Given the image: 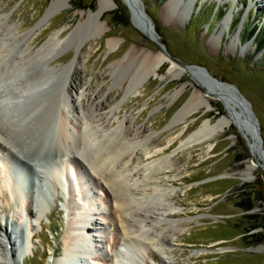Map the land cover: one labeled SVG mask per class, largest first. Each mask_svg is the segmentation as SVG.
<instances>
[{"label":"rangeland","instance_id":"374dc122","mask_svg":"<svg viewBox=\"0 0 264 264\" xmlns=\"http://www.w3.org/2000/svg\"><path fill=\"white\" fill-rule=\"evenodd\" d=\"M50 1L0 0V45L9 50L0 69L5 63L7 68L14 65L13 57L18 56V48L25 42L34 54L60 32L57 36L67 44L56 57H51L55 51L47 60L32 59L18 68L16 78L11 80L13 85L0 89V97L8 94L10 99L16 96L12 91L15 87L26 89L21 101L0 106V122L10 130L7 137L19 160L16 164L28 174L26 192L30 197L34 193L30 207L33 214L29 218L24 205H15L0 176V226L11 241H17L20 250L11 259L16 246L4 247L7 238L0 234L4 264H55L65 245L72 243L66 234L67 224L74 216L68 210L67 191L52 187L48 177L50 167L62 153L55 132L57 95L62 90L70 100V120L88 121L86 133L90 138L121 132V142L126 145L122 152L127 151L134 158L137 151L141 153V145L133 153L131 144L126 143L136 132L140 139L147 138L152 146L163 149L156 156L171 155L174 161L172 169L160 177L167 181L169 190H174L172 203L180 211L169 214V218L187 220L185 227L175 232L174 241L165 236L170 241L164 243V253L147 251L137 259L138 264H264V169L260 166L264 165V48L256 50L264 34V0H140L143 12L154 19L149 17L155 23L158 42L167 45L168 49L162 44L178 63L165 58L156 75L147 78L140 77L138 62L144 54L156 56L162 51L131 22L126 0H104L112 8L97 20L104 32L96 37L90 34L96 21L87 15L98 9V0H70L67 8L44 17ZM215 4L216 13L210 18ZM225 6L228 9L219 15ZM81 20L86 21L77 27ZM256 25L261 32L246 40L248 31ZM27 32L31 39L25 38L17 46L20 36ZM108 40H113V48L108 47ZM71 61L73 68L66 77L62 68ZM180 64L188 65L197 79H213L235 87L234 94L247 102L256 120L254 139L242 126L229 125L231 119L225 118L228 113L223 102L211 94L204 96L205 88L197 86ZM42 82L44 86L38 88ZM193 94L195 102L206 106L201 104L182 122L170 126L176 112ZM98 102L103 104L97 107ZM219 119L228 120L222 131L201 144L178 149L180 140L203 123L212 125ZM101 143L79 144L76 150L71 148L74 152L69 155L72 172L83 174L82 183L104 200L103 180L90 167ZM247 162L252 179L240 180L238 174L246 169ZM119 164L118 161L115 165ZM70 181L67 184L72 205L82 207L73 176ZM45 182V191L38 189V183ZM107 204L100 206L104 220H100V215L91 217L99 225L90 234L103 240L102 244L92 242L99 245L92 251L102 255L111 254L119 236L114 210ZM247 204L251 206L245 209ZM249 223L256 227L244 233L243 228ZM161 225L156 226V231L165 227ZM195 251L200 252L193 255ZM83 262L91 264L92 260Z\"/></svg>","mask_w":264,"mask_h":264},{"label":"bare ground","instance_id":"6f19581e","mask_svg":"<svg viewBox=\"0 0 264 264\" xmlns=\"http://www.w3.org/2000/svg\"><path fill=\"white\" fill-rule=\"evenodd\" d=\"M69 2L70 0H51L46 9L44 17H47L57 9L61 10L67 8L69 6ZM111 8L112 7L109 4V1L98 0V9L94 13L90 12L87 15V18L91 17L94 19V21H96V26L90 33L91 37H96L104 32L97 25V20L105 11ZM139 9L142 10V6L139 7ZM135 16L136 15L133 9V24L136 27L138 26L137 28L140 31H143V26L139 24L140 21H137ZM85 21L86 20H81L77 27H81ZM59 33L60 32H56L54 35H52L39 49L36 50L34 54L31 53L29 48H27V42L21 44V46L18 48V56L13 57L12 64L14 65L7 68L5 63L3 65L4 67L0 69V89L12 86L14 81L11 80L16 78L18 68H23L29 64L32 59L35 60L38 58V61L42 59L47 60L48 56L55 51V56H51L52 58L64 51L65 49L63 48L67 45L65 43L66 40L60 39L57 36ZM20 37L21 38L18 39V42H16L17 46L20 45V43L25 38H29L28 40L31 39V36L28 32ZM107 45L110 48L115 46L113 40H108ZM4 47L6 46H3V44L0 45V67L1 64L6 61V53L9 52V50L4 49ZM56 49L61 50L58 51ZM160 54L162 56L144 54L137 65L140 67V69L138 68L140 77L147 78L150 75H156L157 70L160 68L165 58H167L163 52ZM73 64L74 62L71 61L66 67L62 68L64 72L66 71V77H68L71 69L73 68ZM13 67L15 68L13 69ZM181 69L183 68L181 67ZM183 70L191 75V69ZM49 79L51 78L49 77ZM43 84L44 82H42L38 88H42L44 86ZM205 84H207L206 81ZM64 85L65 84H63V86ZM12 91L16 94L15 98H8L6 96L8 94L2 95L0 97V106L7 107L12 104L13 101H19L24 97L23 95L26 89L19 85ZM211 95L223 102L228 113L227 117L225 118L231 119L229 125L233 124L232 117L233 113L236 111V105L233 103L235 102H230L227 97L222 95L221 90L217 89V87L212 90ZM194 97H196L195 94L192 95L187 104H185L176 112L170 121V126H174L182 122L187 116L200 107L201 104L206 106L204 102H195ZM102 104L103 103L98 102L95 104V106L99 107ZM69 107L70 100L68 94L66 95V92L64 93V90H62L57 95V111L55 115L56 140L59 143V148H61L60 150L62 153L59 154L61 155V158L58 159L54 166L50 167L48 177H50L52 187H60L61 189L67 191V197L69 199L68 210L71 211L75 217L73 216L72 220L68 222L66 232L67 237L72 243H67L65 245V251L62 257L57 260L55 264H86L87 262H83L84 259L92 260L91 264H138L137 259H140L144 254L147 253V251L155 250L158 252L162 251L164 253L166 250V248L163 247L164 243L169 244V239L167 240L165 236L169 235L171 240L174 241L175 232H180L182 229H184L185 222L187 221L169 218V214H176L180 212L179 209L175 207L174 203H172V198L175 196L174 190H169V187L166 183L167 181L160 177L162 173L169 172L172 169L174 161L171 159V155L160 157L156 156L158 153H161L163 149L152 146L153 142L147 138L144 140L140 139L139 135H137L135 132L133 134V138L131 140L128 138L129 140H127L126 144H131L130 149L133 153L134 150L139 147V145H141L142 148L140 150L141 153H138L139 151L136 150L137 152L135 151L136 153L134 154V158H130V154H128L127 151L122 152V149L126 148V145L121 142V132L115 131L118 133L112 136L103 135L100 138H90V136L86 133V128L90 123L84 118H81L78 121L75 120L73 123L70 120ZM227 119H219L212 125L210 122L203 123L202 126L197 130L190 133L183 140H180V146L178 149L181 150L182 148L192 147L207 141L212 137V134L220 132L226 127V124L228 123ZM237 127L241 126L237 125ZM9 133V128L0 122V176L2 178V186L10 191V197L13 199L15 205L17 207L24 205L26 207L28 217L32 218L33 212L30 207L31 204L34 203V200L32 199L34 198V193L30 197L26 192L25 184L28 174L24 173L20 165L18 166L16 164V162H19V160L15 157L13 149L9 146L10 143L8 142L7 137V134ZM104 138L106 139L104 140ZM102 139L104 142L101 143ZM252 139H254V137H252ZM88 140H90V142H88ZM93 141H98V143H101V150L99 149L100 151L97 152L98 155L96 159L93 158L95 161L89 165L91 169H93L94 173L97 174L96 176H99V178L103 180L102 182L104 184L101 185L106 189L103 194L104 200L100 197L101 195L99 196L94 194V192H92L84 182L82 183L83 174L78 172L75 173L71 170L72 158H70L69 154L73 155L74 151L72 149L75 148L76 150L79 144L82 146L85 144L86 146V144H90ZM91 146L95 147V144H91ZM253 153L254 152L252 151V156ZM257 156H260L259 150L257 152ZM118 161L120 164L119 166H116L115 164ZM142 161L146 163L141 165ZM128 167L130 169H128ZM250 168L251 166L249 162H247L246 169L238 174V178L240 180L250 181L252 179ZM38 172L41 171L38 170ZM70 176H73L74 182L78 186V191L80 192L83 204L82 207L76 206L75 208L72 205L73 203L70 199V187L68 186V184L71 182ZM38 184V189L45 191L44 185L46 186L47 182L43 183V185L40 183ZM42 187H44V189H42ZM106 204L108 205L109 209L112 211L114 210L116 219L115 224L118 228L117 232H119L118 238L116 237L117 241L112 246V248H114H111L110 250V255L108 253L102 255V252L96 253L95 251H92L93 248H99V245L94 246L92 242L101 243L103 240L94 239L95 235L90 234L91 230H97V225H99L95 221L92 222L91 217L100 215V220H104L102 218V214L104 212H101L100 206H106ZM147 222H150V224ZM161 224H164L165 227H161L160 231H156V226ZM0 234L7 238L8 244L4 243V247L7 248L9 244L13 247L16 246V249L14 248L15 250L11 252L10 255L11 259H13L15 254L19 253L17 250L20 251L16 244L17 241H11L10 236H8L6 230H2L1 226ZM100 235L99 238H102ZM164 239L167 241H164ZM199 252L195 251L193 255H197ZM5 259L6 257L1 256L0 254V264H4Z\"/></svg>","mask_w":264,"mask_h":264},{"label":"water","instance_id":"95a60500","mask_svg":"<svg viewBox=\"0 0 264 264\" xmlns=\"http://www.w3.org/2000/svg\"><path fill=\"white\" fill-rule=\"evenodd\" d=\"M126 2L129 6V9L131 12V22L133 23V19H134V17H133V9H134V13L136 15L135 16L136 20L140 21L139 24L141 26H143V28H144V30L142 32L149 39L154 41L160 47L161 51L163 52V54L167 58L172 60V62L178 64L174 59L171 58L169 53L165 50V47L158 42L157 35L155 34V30H154V25L152 24L150 18L146 15V13L142 12V10L139 9V7L142 6L141 1L140 0H126ZM179 66L182 67L183 69L189 70L188 65L180 64ZM191 79L193 80V82L197 86H203L205 88L204 89V94H205L204 96L211 94L212 90L215 87H217V89H220L222 95L227 97L230 100V102H233V101L235 102V103H233L234 105H236L235 106L236 111H235V113H233V117H232L233 124L236 127H237V125L242 126L243 129L251 137H254L257 134L256 120L253 118L252 112L249 109L247 102L240 95L237 96L236 94H234L235 87L233 85L227 84V83H222V82H217V81H214L213 79H211V81H212L211 83L206 82L207 84H205V79H203V78L197 79L192 75H191ZM213 82H215V83H213ZM205 109L206 108H204L203 110H205ZM260 166L264 169V165L260 164ZM42 189H44V187H42Z\"/></svg>","mask_w":264,"mask_h":264},{"label":"trees","instance_id":"16d2710c","mask_svg":"<svg viewBox=\"0 0 264 264\" xmlns=\"http://www.w3.org/2000/svg\"><path fill=\"white\" fill-rule=\"evenodd\" d=\"M216 9H217V5L215 4L214 6H212V9H211V12H210V13H211V14H210V18H213V17H214V15H215V13H216ZM227 9H228V7L225 6V7L223 8V10H221V11L219 12V15L223 14ZM118 15H120V13H119ZM148 15H149V17L154 21L152 15L149 14V13H148ZM238 18H239V17H238ZM238 18H237L236 21L234 22V28L236 27V25H237V23H238ZM154 25H155V23H154ZM155 29H156V31H157V27H156V26H155ZM261 30H262L261 27L258 26V25L252 27V28L248 31V33H247L246 40L249 39V38H251V37L255 38V37L261 32ZM157 33L159 34V31H157ZM160 42H161V41H160ZM161 43L164 44V46L166 47V49H168V48H167V45H166L164 42H161ZM262 48H264V34H263V36L261 37V39H260V41L258 42V44L256 45V50H260V49H262ZM263 50H264V49H263ZM250 206H251V205L247 204V205L244 206V208H245V209H248V208H250ZM255 227H256L255 224H253V223H249V224L247 225V227H244V228H243V232H244V233H245V232H248L249 230H251V229H253V228H255ZM251 235H252V234H244V236H246V237H251Z\"/></svg>","mask_w":264,"mask_h":264}]
</instances>
